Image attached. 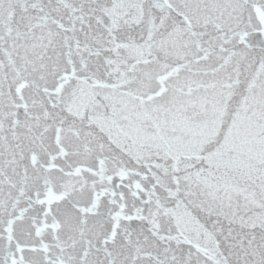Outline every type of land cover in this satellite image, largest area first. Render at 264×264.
<instances>
[{
    "label": "snow or ice",
    "instance_id": "1",
    "mask_svg": "<svg viewBox=\"0 0 264 264\" xmlns=\"http://www.w3.org/2000/svg\"><path fill=\"white\" fill-rule=\"evenodd\" d=\"M0 264H264V0H0Z\"/></svg>",
    "mask_w": 264,
    "mask_h": 264
}]
</instances>
